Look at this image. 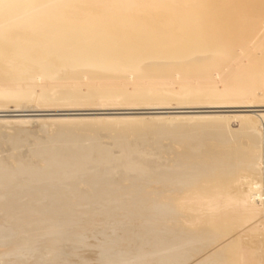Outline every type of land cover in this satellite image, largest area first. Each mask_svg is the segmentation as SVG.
I'll use <instances>...</instances> for the list:
<instances>
[{"label": "bare ground", "instance_id": "1", "mask_svg": "<svg viewBox=\"0 0 264 264\" xmlns=\"http://www.w3.org/2000/svg\"><path fill=\"white\" fill-rule=\"evenodd\" d=\"M6 112L0 264H264V0H0Z\"/></svg>", "mask_w": 264, "mask_h": 264}, {"label": "rangeland", "instance_id": "2", "mask_svg": "<svg viewBox=\"0 0 264 264\" xmlns=\"http://www.w3.org/2000/svg\"><path fill=\"white\" fill-rule=\"evenodd\" d=\"M55 21V20H54ZM56 22V21H55ZM126 74V73H125ZM127 75V74H126ZM128 76H129V78H130V81L129 82H131V81H133V79H131V77L133 76H131L129 73H128ZM39 78H41L42 79V76H37L36 78H35V81H36V83H37V85L38 86H41L42 85V81L40 82V80L41 79H39ZM177 79V81L179 80V78H176ZM217 79H219L218 77H217ZM85 82H86V84H88L87 83V80H84ZM84 82V83H85ZM131 83H133V82H131ZM41 84V85H40ZM179 99H172V101L170 102V100H169V102L170 103H173V105H177V103L179 102L178 101ZM180 101H182L181 99H180ZM9 106L11 107H9L10 109H15L16 107H15V104L13 103H11V104H9ZM109 108H111V107H109ZM122 108H131V107H122ZM240 110V111H239ZM247 112H246V111ZM252 110H258V108H255V109H252V108H244V107H226V108H211V109H205L204 111H215V112H219V113H249L250 111H252ZM259 110H260V108H259ZM105 111H106V113H105ZM187 111H190V110H187ZM230 111V112H229ZM148 112V113H147ZM156 112H158V111H156V110H154V109H127V110H104V111H79V112H69V111H42V113L41 112H33V113H36V114H25V113H23V114H25V115H28L27 117H35V118H45V117H47L46 119H49V120H51V118H62V117H75V116H77L78 115V117H83V116H85V115H93V114H89V113H99L100 115H118V116H136V117H143V118H141V119H143L142 120V123H144L145 121H149L150 120V122H145L143 125H145L144 127H148V129H147V134H145L142 138H139V143H137L138 144V146H139V144H143V145H141L142 147L143 146H147V147H149L147 144L148 143H151V142H153L155 139H159V141H160V144H162V146L164 147V148H171L172 146H170V143H171V141H169V139L168 138H166L167 136H165V135H157V134H155V136H157V137H155V136H153L154 135V133H155V130H156V127L159 129V127L161 128V127H166L167 128V125H168V128H176V129H178V130H180L181 132H182V129L184 130V128L186 127L187 128V126H189V127H191V126H193L194 124L195 125H211L212 123L209 121H204V122H201L200 120H197V119H186V118H184V119H181L180 121H178V120H166V119H164V118H162V119H160L159 121L157 120V119H155V118H153V116H155V115H157L158 113H156ZM70 113H75V115L73 114L72 116L71 115H68V114H70ZM78 113V114H77ZM82 113V114H81ZM101 113H103V114H101ZM3 115H5V116H10V115H22L21 113L19 114V113H15V112H6V113H0V116H3ZM138 115V116H137ZM144 115V116H143ZM153 115V116H152ZM164 115H170L169 113H164ZM151 116V117H150ZM13 117V116H12ZM9 118H11V116L9 117ZM147 118V119H146ZM151 118V119H150ZM156 122H161V123H156ZM142 123H141V127L143 126L142 125ZM156 123V124H155ZM172 123H174V124H172ZM209 123V124H208ZM70 124V123H69ZM68 124V125H69ZM73 124L76 126H79V125H81V123H79V122H73ZM73 124H71V125H73ZM79 124V125H78ZM122 123L121 122H119L118 123V125H121ZM153 124H155V125H152ZM163 124H166V126L165 125H163ZM67 124H65L64 126H68ZM105 126V127H107V125H105V124H99V126ZM118 125H116V126H118ZM157 125V126H156ZM172 125V126H171ZM156 126V127H155ZM188 127V128H189ZM185 128V129H186ZM241 128H242V121L240 120L239 121V119H232V120H230L229 121V126H227V130L228 131H230V132H234V131H236L237 130V132H239L240 130H241ZM238 129H239V131H238ZM51 130V129H50ZM50 130H48L47 132L48 133H51V131ZM118 130H120V128L118 129ZM118 130H115L114 132H112L109 136H103V135H101L100 136V138H102V140H103V142H104V139H106V140H111V138H113L114 136L113 135H115L116 134V132L118 131ZM47 132H45L44 133V131L42 132H40V133H38V136H37V138H39L40 136H39V134H41V137L39 138V140H45L48 136H46L48 133ZM120 132V131H119ZM149 132V133H148ZM150 132H152V133H150ZM156 132H157V130H156ZM234 133H236V132H234ZM151 134H152V136H151ZM36 135V134H35ZM35 135H33V136H35ZM44 135V136H43ZM48 135H50V134H48ZM112 135V136H111ZM103 136V137H102ZM147 136V137H146ZM107 137V138H106ZM110 137V138H109ZM133 136H129V138L131 139ZM149 137V138H148ZM153 137H155V138H153V140H152V138ZM37 138L36 137H34V139L35 140H37ZM43 138V139H42ZM160 139H162V140H160ZM141 140V141H140ZM143 140V141H142ZM144 140H146V142H144ZM151 141V142H150ZM166 141V142H165ZM105 143H106V141H105ZM147 143V144H146ZM107 145H109V142L108 143H106ZM110 145H112L111 143H110ZM140 146V147H141ZM170 146V147H169ZM147 149V148H146ZM139 150L140 151H142V149L141 148H139ZM241 235L242 234V236L244 235L243 234V231H241V232H238L236 235ZM88 253V252H87ZM86 253V254H87ZM85 254V253H84ZM85 254V255H86ZM88 255V254H87Z\"/></svg>", "mask_w": 264, "mask_h": 264}, {"label": "water", "instance_id": "3", "mask_svg": "<svg viewBox=\"0 0 264 264\" xmlns=\"http://www.w3.org/2000/svg\"><path fill=\"white\" fill-rule=\"evenodd\" d=\"M25 114H29V113H25ZM30 114H36V113H30Z\"/></svg>", "mask_w": 264, "mask_h": 264}]
</instances>
